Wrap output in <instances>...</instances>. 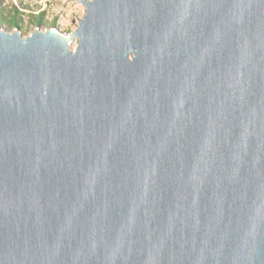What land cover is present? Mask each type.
I'll return each instance as SVG.
<instances>
[{
	"label": "water",
	"instance_id": "95a60500",
	"mask_svg": "<svg viewBox=\"0 0 264 264\" xmlns=\"http://www.w3.org/2000/svg\"><path fill=\"white\" fill-rule=\"evenodd\" d=\"M79 1L0 28V264H264V0Z\"/></svg>",
	"mask_w": 264,
	"mask_h": 264
},
{
	"label": "rangeland",
	"instance_id": "374dc122",
	"mask_svg": "<svg viewBox=\"0 0 264 264\" xmlns=\"http://www.w3.org/2000/svg\"><path fill=\"white\" fill-rule=\"evenodd\" d=\"M85 14L79 0H0V28L8 32L17 29L23 37L37 28H54L67 36L72 34ZM19 26V29L15 26ZM74 39L69 48L75 50Z\"/></svg>",
	"mask_w": 264,
	"mask_h": 264
},
{
	"label": "trees",
	"instance_id": "16d2710c",
	"mask_svg": "<svg viewBox=\"0 0 264 264\" xmlns=\"http://www.w3.org/2000/svg\"><path fill=\"white\" fill-rule=\"evenodd\" d=\"M13 27H17L19 29V26L17 25V23H15V26H13Z\"/></svg>",
	"mask_w": 264,
	"mask_h": 264
}]
</instances>
